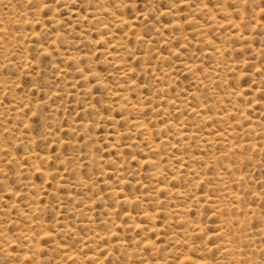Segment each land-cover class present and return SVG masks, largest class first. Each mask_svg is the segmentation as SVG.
Here are the masks:
<instances>
[{"label":"rangeland","instance_id":"374dc122","mask_svg":"<svg viewBox=\"0 0 264 264\" xmlns=\"http://www.w3.org/2000/svg\"><path fill=\"white\" fill-rule=\"evenodd\" d=\"M0 264H264V0H0Z\"/></svg>","mask_w":264,"mask_h":264}]
</instances>
